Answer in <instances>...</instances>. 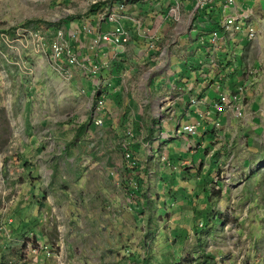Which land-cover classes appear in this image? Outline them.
<instances>
[{"label":"rangeland","instance_id":"374dc122","mask_svg":"<svg viewBox=\"0 0 264 264\" xmlns=\"http://www.w3.org/2000/svg\"><path fill=\"white\" fill-rule=\"evenodd\" d=\"M127 1L0 0V264H264V51L255 108L244 97L241 116L227 108L213 131L188 135L173 97L150 88L165 54L159 65L131 61L128 45L125 60L86 53L101 44L107 8ZM201 26L191 36L207 39L194 50L210 44ZM179 65L175 55L170 68Z\"/></svg>","mask_w":264,"mask_h":264},{"label":"crops","instance_id":"0c3cea01","mask_svg":"<svg viewBox=\"0 0 264 264\" xmlns=\"http://www.w3.org/2000/svg\"><path fill=\"white\" fill-rule=\"evenodd\" d=\"M172 4L174 0H128L126 17L122 20V24L131 35L128 44L114 46L103 41L97 47L90 46L86 53L98 60L112 61L119 55L125 60L126 53L123 48L124 45H128L133 54L131 61H140L143 64L159 60L158 63L161 65L160 55L165 52V63L163 62L165 65L160 68V73L151 79L150 88L159 92L161 97H173L170 98V102L174 106L173 112L179 118L175 126L179 125L181 129L183 119H186V123L200 119L204 126H199V129L202 127L213 131L215 126L211 129L210 124L223 122L225 118H229V114L224 111L226 109L218 110L214 102L213 105H209V109L218 114L208 123V120L201 117L202 111L208 108L206 102L220 99L221 92L233 94L243 88V95L253 101L250 104V108L253 109L258 97H261L256 88V81L260 70V54L264 51V0H236L233 5L228 4L226 0H214L207 2L200 9L196 8L194 0H180L182 18L179 22L193 21V28L188 32L178 30V22L176 23L169 15V7ZM231 16H234L243 27L233 32V35H230L223 26L225 19ZM136 19L143 22L142 28L137 27ZM104 23L98 24V33L95 36L111 31L117 26L116 23L106 22L108 26L105 29ZM200 26L202 28L211 26L212 36L209 45L194 50L197 41L204 42L207 39L205 33L201 31L198 32L197 41L192 38L191 33ZM251 28L254 30V36H250ZM214 31L218 33L216 40L213 36ZM152 35L156 39L153 40L150 37ZM187 37L190 43L184 45L183 40H187ZM151 43L155 44L154 47H151ZM175 55L180 58L181 65L172 70L171 61ZM104 64L107 68L108 63ZM111 70L112 73L105 70L101 74L105 75L107 71L110 73L109 77L104 76V79L110 80L109 86L113 87L114 81H118L116 79L119 76L114 74L118 68L113 67ZM159 75L161 80L159 79V83L156 84L155 77ZM113 90L117 88L114 87ZM113 90L111 88L110 92ZM193 98L198 100V104H192ZM113 101L112 99L111 102ZM129 108L130 106H127L128 110ZM166 130L170 132L173 128L166 126Z\"/></svg>","mask_w":264,"mask_h":264},{"label":"built area","instance_id":"2783aa9c","mask_svg":"<svg viewBox=\"0 0 264 264\" xmlns=\"http://www.w3.org/2000/svg\"><path fill=\"white\" fill-rule=\"evenodd\" d=\"M194 1L197 4L196 8L200 9L204 7L207 2L214 1V0H194ZM226 1L230 5H233L236 3V0H226ZM125 10H126V3H123V2L115 4V7H113V9L109 7L107 8V11L109 12L107 13V15L106 13L103 14L102 19L105 22L108 21L109 23L110 22L116 23L117 26L115 29L108 31L104 34H101L99 39H97V42L107 41L108 43H112L113 45L118 46L121 44L128 43L130 41L131 39L130 32L122 24L123 18L126 17ZM168 12H169V15H171L175 21L177 22L181 21L182 17H181L180 0H174V4L170 5ZM135 22L139 29L142 28L143 24L140 19H136ZM223 26L230 33V35H233L236 31L241 30L243 28L242 25L239 23V21L234 16L226 18L223 23ZM1 34H2V38L4 39L5 35L3 33ZM217 35H218L217 31H214L213 32L214 40L217 39ZM254 35H255L254 30L251 28L250 36H254ZM150 37L153 40L156 39V37L153 35ZM63 40H64L63 33L60 31L58 33L56 40L52 43V47H51L52 53L57 61H60L61 57L64 56L65 43L63 42ZM41 42L43 45L46 44L44 43L43 38H41ZM154 45H155L154 43H151V47H154ZM67 52H68L67 60H68L69 65H77L80 62V60L77 59L75 54L71 53L70 49ZM162 54H165V52H163ZM57 65H58L59 72H62V73L64 72L66 74H69V71L68 69H66V66L61 65L60 63H57ZM100 70H101L100 66H98L97 64L95 65L92 64V68L90 71L93 72L94 75H97ZM243 90L244 89L241 88L239 92L233 93V94H230L227 92H221L219 102L215 104L216 108L218 110L230 108L236 111L239 116H241L244 110L243 100H244L245 95H243ZM105 97H106L105 95L100 96V99L98 102L99 107H104L106 103ZM192 104L194 105L198 104V100L193 98ZM99 122H102V121H99ZM199 126H200L199 123H194V122L186 123L183 126L182 131L188 135H195L198 133ZM43 249H45L47 253L50 254V251L47 246L43 247Z\"/></svg>","mask_w":264,"mask_h":264},{"label":"trees","instance_id":"16d2710c","mask_svg":"<svg viewBox=\"0 0 264 264\" xmlns=\"http://www.w3.org/2000/svg\"><path fill=\"white\" fill-rule=\"evenodd\" d=\"M95 9L94 8H92L91 9V11H94ZM27 23H32L31 21H28ZM26 23V24H27ZM1 32V31H0ZM101 93H99L98 92V98H100V95ZM203 214H204V216H205V218L207 219V220H205V222H204V226H208L209 225V222L211 221V218H210V216H209V214H208V210L206 209V210H204L203 211ZM215 221H217L218 223H221L222 222V219L221 218H216L215 219ZM205 228V227H204ZM197 230H199V228L197 227Z\"/></svg>","mask_w":264,"mask_h":264}]
</instances>
